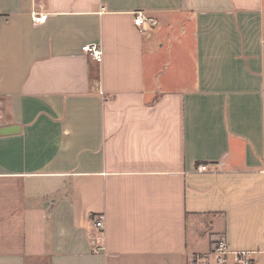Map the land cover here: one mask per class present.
<instances>
[{"label":"crops","instance_id":"obj_1","mask_svg":"<svg viewBox=\"0 0 264 264\" xmlns=\"http://www.w3.org/2000/svg\"><path fill=\"white\" fill-rule=\"evenodd\" d=\"M3 129L0 264L264 263V0H0Z\"/></svg>","mask_w":264,"mask_h":264},{"label":"built area","instance_id":"obj_2","mask_svg":"<svg viewBox=\"0 0 264 264\" xmlns=\"http://www.w3.org/2000/svg\"><path fill=\"white\" fill-rule=\"evenodd\" d=\"M46 15L35 16V21H44ZM133 24L140 31H144L147 28L154 27L156 25V21L148 17L142 12H137L133 18ZM82 51L88 54L93 60L100 61L102 56L101 48L96 44H89L82 47ZM207 166L202 165L197 168V171L202 173L206 172ZM94 226L98 230L104 229V223L102 218H98L94 221ZM102 247H94V252L102 251ZM212 255L216 261V264H264L260 263L256 260L254 256V252L251 251H230L227 243L222 240H218L214 243L212 247Z\"/></svg>","mask_w":264,"mask_h":264},{"label":"water","instance_id":"obj_3","mask_svg":"<svg viewBox=\"0 0 264 264\" xmlns=\"http://www.w3.org/2000/svg\"><path fill=\"white\" fill-rule=\"evenodd\" d=\"M5 132H9V129H3L2 131H0V133H5Z\"/></svg>","mask_w":264,"mask_h":264}]
</instances>
